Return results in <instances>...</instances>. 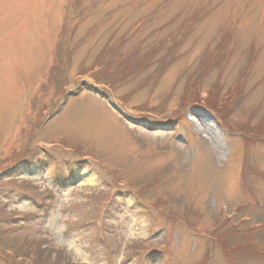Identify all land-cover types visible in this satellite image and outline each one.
Listing matches in <instances>:
<instances>
[{
  "label": "rangeland",
  "instance_id": "1",
  "mask_svg": "<svg viewBox=\"0 0 264 264\" xmlns=\"http://www.w3.org/2000/svg\"><path fill=\"white\" fill-rule=\"evenodd\" d=\"M262 116L264 0H0V264H264Z\"/></svg>",
  "mask_w": 264,
  "mask_h": 264
},
{
  "label": "trees",
  "instance_id": "2",
  "mask_svg": "<svg viewBox=\"0 0 264 264\" xmlns=\"http://www.w3.org/2000/svg\"><path fill=\"white\" fill-rule=\"evenodd\" d=\"M64 25L66 26L64 31H65V33L67 35L68 27H67L66 23H64ZM108 54H112V52H109ZM107 59H106V62H104L105 65H106V68H109L111 65L114 66V64L111 62L112 60L108 62ZM58 64L60 66L59 69L57 68ZM58 64H56V65H54V66H52L50 68V72H49L50 76L55 77L56 72H58V71L61 72L62 70L63 71L65 70L63 60L58 62ZM199 74H200V72H199ZM88 79H90L91 81L96 80L92 75H90V77H88ZM53 80H54V82H52V83L55 84V92L56 91L58 92V93H56V96L64 95L63 92H66L65 90H67V88L70 87L69 83L65 84V82H62V81L60 82V78L59 77H56ZM76 82L79 85L81 84V81H76ZM105 82L108 83V88H109L111 81H105ZM97 83L107 86L106 83H102V82H97ZM234 83L236 84L237 92H236V88H234L233 86L230 87L229 94H227L225 96L224 100L229 99L230 96H232L231 95L232 92L238 93L239 96L240 95L241 96L245 95V94H243V91L241 89V84H240V83H243L242 78H240V76H238L235 79ZM192 84H195V80L194 79L192 80L191 83L189 82L187 84V86H185L186 87V94H188V96L182 97V100L180 99L181 103L179 104L178 107H182L184 109L190 103V101L195 103V104L198 103V101H201L200 103H202L205 107L207 106V108L210 109L212 112H214L215 115L220 120H224V118L226 119V117L224 116V113L226 111L223 109L222 106H224V104L227 103V102L224 101L223 104L219 103L220 100H222V95H216L218 93V91H215L213 93V95H212V93L210 95L212 96L213 99H216V100L210 99L209 98L210 95H208V96H206L203 99L204 101H202V100H200V97L195 96L196 98H194V97H192L193 94H191V95L189 94L192 89H194V90H198L199 89V87L198 88L193 87ZM262 118H263V123H261V125L264 124V116H262ZM240 125H242L245 128L244 124H240ZM261 125H259V126H261ZM256 131L259 132V127L256 129ZM71 150L74 152V154L78 153V154L82 155L81 152L79 151V148H73L72 147ZM30 240L29 241H30L31 244L22 245L20 247H14V246L7 247V246H4L2 248V252L5 253V255L7 257H8V255L10 256L11 259H9V260H10L11 263L12 262H17L18 264H64L65 263L64 262V258H63L64 256H62V254H61L62 250H60L58 248H55V249L54 248H52V249L51 248H41L40 244L39 245H35L34 241L32 239H30ZM29 241L27 240L25 242L28 243ZM227 242L230 243L229 240ZM67 264H74V263H67ZM75 264H78V263H75Z\"/></svg>",
  "mask_w": 264,
  "mask_h": 264
}]
</instances>
